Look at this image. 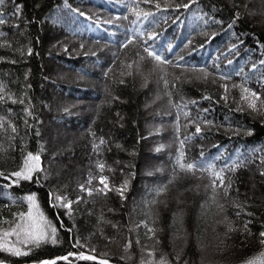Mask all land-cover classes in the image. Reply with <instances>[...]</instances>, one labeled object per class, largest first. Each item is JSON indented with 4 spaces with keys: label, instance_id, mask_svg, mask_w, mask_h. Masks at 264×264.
Segmentation results:
<instances>
[{
    "label": "trees",
    "instance_id": "1",
    "mask_svg": "<svg viewBox=\"0 0 264 264\" xmlns=\"http://www.w3.org/2000/svg\"><path fill=\"white\" fill-rule=\"evenodd\" d=\"M130 4L150 15L137 18ZM184 4L188 7H177ZM236 11L240 16L233 22ZM0 19L5 21L0 24L4 34L0 36V83L16 100L13 103L5 95L0 101L5 128L7 121L16 127L15 133L0 132L5 148L0 154V171L5 174L0 177V218L11 220L14 213L26 212L27 202L18 198L35 192L40 212L57 229L55 244L21 245L24 255L0 249L3 264H39L73 252L114 264H140L142 255L147 259L145 248L155 250L156 259L166 256L169 264H177V254L178 264H241L264 248L258 239L264 231V176L259 174L264 164L252 154L253 149L259 150L257 156L264 153V110H250L241 100L239 87L243 84L264 99L260 64L264 61V0H3ZM142 46L170 62L165 66L167 90L174 103L168 102L161 73L153 70L151 58L142 62L140 73L133 63L132 74L121 75L128 71L124 65L137 59V52L145 55ZM201 68L210 75L198 78L201 74L193 70ZM50 85L61 99L54 105ZM174 104L182 107L178 110ZM25 107L31 115L23 111ZM121 113L127 116L124 124ZM189 119L200 123V133H195ZM46 120L82 132L76 149L55 157ZM189 135L183 145L188 161L205 159L217 169L233 158L244 161L235 171L225 172L232 190L224 213L208 199L206 172L174 173L179 142ZM100 137L105 143L97 152L92 144ZM28 152H39L42 170L34 172L31 180L11 184L6 177ZM69 157L83 165H65L54 175L49 163ZM98 161L105 164L102 173L96 168ZM99 175L106 176L113 189L127 181L124 199L115 190L106 196L81 191L80 184L88 186L91 176L95 186ZM251 175L256 191L249 198ZM160 186H166V191L156 197ZM144 190L147 198L140 201ZM56 194L72 201L70 213L54 206ZM232 200L242 208L232 207ZM101 215L111 223L100 222ZM224 215L238 230L226 235L225 224L219 222ZM141 220L156 229L154 239L148 238L143 226L136 228ZM245 221H250V236L243 230ZM128 239L132 244L125 250ZM56 264L100 263L70 256Z\"/></svg>",
    "mask_w": 264,
    "mask_h": 264
},
{
    "label": "snow or ice",
    "instance_id": "2",
    "mask_svg": "<svg viewBox=\"0 0 264 264\" xmlns=\"http://www.w3.org/2000/svg\"><path fill=\"white\" fill-rule=\"evenodd\" d=\"M145 3H150L151 0H144ZM192 0H189V3H191ZM3 4V0H0V5ZM184 7L187 8L188 4L184 5H177V7ZM130 9L134 12L137 18L143 17L144 19H147L150 15L148 12H145L141 9L132 8L131 4L129 5ZM155 7L159 9L161 5L159 3L155 4ZM16 11H19V6H16ZM240 16L239 11H236L233 16V22H235L236 19H238ZM5 23L3 19H0V24ZM135 23V21H133ZM207 23V21H205ZM3 33H0V36H3ZM129 43H131V40H129ZM83 47V45H81ZM234 47V46H233ZM31 48L28 49V52L31 53ZM142 51L145 55H140L139 52L136 53L137 59L134 62H130L124 67L128 69L126 72H122L121 75H131V69L133 67V63L135 64L137 73L141 72V64L146 58H151V61L153 62V70L159 69L161 73V80L163 82V85L166 89L165 95L168 97L169 103H174L172 100V92L168 91L169 86V80L167 78V72L165 66L168 65L170 62L166 59H164L163 56L157 54L155 51L151 50L150 47H144L142 46ZM260 64L264 66V61H261ZM179 67V65H177ZM257 65L253 64L252 68L256 69ZM201 75L198 78H206L210 73L207 71V69L201 68L198 70ZM178 79V78H177ZM222 79H229V77L224 76ZM120 83H124L123 80L120 81ZM145 84H147V78H145ZM175 85L173 84V87ZM5 85L0 83V101H3L5 98V95H8V98L12 100L13 103H16V100L12 98V96L5 92ZM227 84L223 85V88L225 91H227ZM234 87H236L234 85ZM241 90V100L245 101L247 103V107L254 111H262L264 110V99H262L261 94L254 91L251 88L245 87L243 84L240 86ZM113 100H118L119 97H112ZM159 99V97H157ZM223 99H227V97H223ZM21 104L24 103V101L21 99L19 101ZM191 103H195V101H192ZM174 106L179 110L182 105L180 104H174ZM186 106V105H184ZM239 110V109H238ZM9 112H11V109H8ZM25 113L28 115H31L29 112L28 107H25L23 109ZM67 111V109H65ZM205 112L207 110H204ZM187 117L189 114L187 112L184 113ZM119 116V113H117ZM202 119V118H197ZM205 124H210V121L203 120L202 121ZM6 118L3 116H0V132H7L9 129L12 133L16 132V127L11 123V121H7L8 127L5 128ZM188 124H191L195 128V133L201 132L200 123L196 121V119H189ZM177 132H179V128L177 127ZM93 137H95L94 133H91ZM13 137H9V140H11ZM191 135L186 136L184 140H181L179 143L181 144V148L177 150V156L175 159V165H174V173L178 170L179 172H183L186 174H193L195 175L196 172L200 173H207L209 178V183L204 185L205 191L208 195V199L215 203L217 209L220 213H224L226 211V204L229 202V196L230 192L232 190V184L231 181L228 180L226 182L225 178V172L227 170L235 171L237 167H239L241 164L244 163V161L239 160L238 158L231 159L228 163H225L221 168L217 169L215 164L206 161L205 159H198V160H192L188 161L186 160V153L183 150V145L185 141L190 140ZM105 143L103 137L99 138V142L97 143L94 139L92 147L94 150L99 152V146L103 145ZM160 147H163L161 145ZM5 151V148L3 146V143L0 142V154H2ZM259 152L257 149L252 150V154L255 160H258L259 164H264V153H261L259 156L256 155V153ZM201 157H203V152H201ZM23 162L18 167L16 171L11 172L6 177L10 180L11 184H19L21 180H31L33 178V173L41 171V165H40V155L39 152L32 153L28 152L26 155H23L22 157ZM96 168L100 170L102 173L105 169V164L101 162L96 163ZM259 174L261 176H264V168L259 169ZM5 174L4 172L0 171V177H3ZM174 178V177H173ZM93 177H89L88 181L86 182L88 186L85 184H80L79 188L82 192H86L89 196L96 195V196H106L109 191L115 190L120 194L121 199H124V192L126 190L127 181H124L118 188H110L108 179L104 175H99L98 182L93 186L92 181ZM37 183H39V179L37 180ZM166 191V186H160L155 190V196L158 197L162 193ZM21 201L27 202V211L26 212H19L14 213L13 217L14 219L11 220H4L3 218H0V249H4L7 252L12 253L13 255L20 256L26 254L21 245H32V246H38L41 242H47L50 241L52 244H55L57 242L56 236H57V229L56 227L50 222L47 221L44 217L43 213L39 210V205L36 200V193L31 192L25 194L23 197L18 198ZM80 197H77V200H79ZM223 200L224 203H221L220 200ZM52 200L56 202V205L62 208L68 209L69 213L71 211V204L72 201L70 199H67L66 196H61L60 194H56L52 196ZM16 201L14 200L13 203ZM157 201L155 197L152 199L151 204H156ZM232 207L236 209H241L242 205L235 200L231 201ZM111 211V210H110ZM241 213L240 211H237L235 213L236 216H239ZM245 215H252L251 213H245ZM100 222H106L111 223L110 221H104L103 215L100 217ZM220 223L225 224L226 226V235L227 232H231L234 230L232 222L229 220V218L224 215L223 219L219 221ZM155 223V221H153ZM248 223L250 221H245L243 225L244 232L247 233V235H252V233L248 230ZM7 224L8 226L5 228L2 225ZM143 226L146 229V232L148 234V238L154 239L155 238V232L156 229L154 227H150L145 220H141L138 225H136V228H139ZM113 228H116V224H112ZM129 232H131V229H129ZM14 237V240L12 239ZM259 242L262 246H264V231H260L258 234ZM136 243L139 244V239H136ZM77 244H79V241H77ZM132 244V240L128 239L126 243L124 244L125 250L130 248ZM30 250V249H29ZM143 252L146 254L147 259L144 258L142 255L140 264H169L166 256L161 255L159 259L155 258V250L145 248ZM75 257L78 259H83L87 261H95L97 260L96 256L93 255H86L84 252H73L68 253L67 255L63 257H56L51 260H41L39 261V264H56V260H64L68 261L69 257ZM175 260L177 261V264L180 260L179 255L177 254L175 256ZM0 264H3V261H0ZM100 264H109L107 260H101ZM241 264H264V248L262 250L243 260Z\"/></svg>",
    "mask_w": 264,
    "mask_h": 264
},
{
    "label": "rangeland",
    "instance_id": "3",
    "mask_svg": "<svg viewBox=\"0 0 264 264\" xmlns=\"http://www.w3.org/2000/svg\"><path fill=\"white\" fill-rule=\"evenodd\" d=\"M48 64L52 65V57H49L48 59ZM61 75V73H59ZM61 77V76H60ZM51 84V83H50ZM51 91H49V99L50 102L54 105L55 103H58L61 101L60 95L58 92L55 91L54 87L52 85L49 86ZM63 104H66L64 102ZM59 110V109H58ZM89 112H87L88 114ZM123 113V112H122ZM121 113L120 119L121 123L124 124L125 119L127 116L123 115ZM46 125L49 126L47 127V140L50 144L54 146V152L53 155L58 158V156L64 155V153L69 154L72 152L73 149H76L77 147V141L82 138V132L80 131H74L73 128H68L65 125L61 124H55L54 122H51L49 120L45 121ZM57 160V161H56ZM153 164H155L154 161H151ZM51 164V165H50ZM65 165H70V166H76V167H81L83 165L82 161H78L76 157L74 158H66L64 162H61L59 159H55L49 163V166H52L53 174L58 175L62 172L63 168ZM151 168V167H150ZM148 168H145V173ZM248 192L246 194V197L251 198V194L256 191L255 189V182L256 179L254 176H250L248 179ZM146 190H144L143 195H141L140 201H144L147 198V194H145Z\"/></svg>",
    "mask_w": 264,
    "mask_h": 264
},
{
    "label": "water",
    "instance_id": "4",
    "mask_svg": "<svg viewBox=\"0 0 264 264\" xmlns=\"http://www.w3.org/2000/svg\"><path fill=\"white\" fill-rule=\"evenodd\" d=\"M89 255H92V254H89ZM93 256H95V255H93ZM101 260H105V259H102V258H98V257H97V260H95V261H97V262L100 263ZM107 261H108V260H107ZM108 262H109V264H114V263H111L110 261H108Z\"/></svg>",
    "mask_w": 264,
    "mask_h": 264
}]
</instances>
